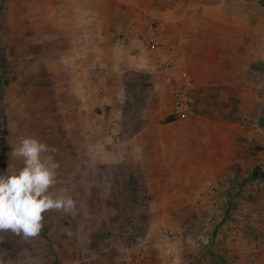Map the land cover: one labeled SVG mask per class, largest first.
Instances as JSON below:
<instances>
[{
    "label": "rangeland",
    "instance_id": "rangeland-1",
    "mask_svg": "<svg viewBox=\"0 0 264 264\" xmlns=\"http://www.w3.org/2000/svg\"><path fill=\"white\" fill-rule=\"evenodd\" d=\"M157 5L176 24L169 59L193 79L189 114L165 101L150 71L105 74L131 52L121 25L113 52L122 59L107 54L94 75H78L87 60L61 57L68 40L44 22L40 0H0V172L23 166L11 151L33 136L59 165L55 190L75 204L45 212L35 237L0 231V264H60L77 234L82 257L90 239L93 252L142 243L138 264H264V0H126L110 21L119 10L155 22ZM129 197L134 214L121 204Z\"/></svg>",
    "mask_w": 264,
    "mask_h": 264
},
{
    "label": "crops",
    "instance_id": "crops-1",
    "mask_svg": "<svg viewBox=\"0 0 264 264\" xmlns=\"http://www.w3.org/2000/svg\"><path fill=\"white\" fill-rule=\"evenodd\" d=\"M126 0H40V11L44 13V22H56L55 24V30L63 34L65 36L62 37V43L67 39L68 40V46L66 51L62 53L61 57H70L75 58L77 62H80L83 59H86L87 61L85 64L80 66L77 65V73L78 75H87L88 77H91L94 75L93 69L95 68V59H102L103 62L107 60V54H114L111 59H122L120 56L119 58L116 56V54L113 52L117 49L116 45V31L119 29H123V35L125 38H127V46L124 49L131 48V52H127L125 50L124 58L126 60H122L123 64L121 62L114 61L109 67L105 68V74L108 76H111L112 74H116L118 70L120 72H125L124 74V80H131L133 76H139L142 73V71H150L153 73L157 80L159 81L156 86L167 95L166 102L174 101L173 96L170 92V90L167 87L166 82L164 81L163 77L155 70V67L149 62H146L144 58V45L142 41L140 40V34L142 31V22H147L145 19L141 21L139 19V16H134L127 18L126 16L124 18H120L123 16L122 13H120L119 10L115 12L113 16H115V20L110 21L111 13H114V8H121L120 3H125ZM61 4L60 6H58ZM167 4V3H166ZM165 5V4H164ZM58 7H60L62 10H58ZM161 9V10H160ZM53 10H54V16H53ZM160 10V11H159ZM169 7H161L159 5L156 6V8L153 9V12L157 14V20L155 22H158L162 34L169 40V50L171 45L174 41H176V31L175 23H173L174 19L172 16L169 15ZM162 19V20H161ZM111 22H116L114 26ZM154 22V20H153ZM81 27H86L84 30H80ZM85 38L74 36L73 34H80L85 32ZM114 29V30H111ZM181 33V32H180ZM61 34V35H62ZM75 34V35H76ZM70 37V38H69ZM178 39V38H177ZM86 42L87 45H89V52H79L78 50H73V46L76 47V44L78 43H84ZM63 48H66L65 46ZM171 52V51H170ZM73 54V55H72ZM169 55V53L167 54ZM170 57V56H169ZM119 66V67H117ZM120 66L122 68H120ZM119 68V69H118ZM128 70V71H127ZM143 81V80H141ZM140 81V82H141ZM139 82V83H140ZM158 90V89H157ZM159 97V95L156 96V99ZM139 136H136L134 138H137ZM137 148H133V151H136ZM120 152H118L119 154ZM126 153V152H125ZM127 154V153H126ZM130 155L135 156V152H131ZM124 159V158H123ZM123 159L121 161H123ZM135 159V158H134ZM133 165L135 170H137V164L135 160ZM119 161V162H121ZM124 161L129 162L124 159ZM111 165L109 164L108 167ZM122 164H118L115 167L108 168V170H113L114 174L117 171H124L125 169L122 168ZM132 180L137 179V173L131 171ZM108 185L114 184L116 181V178H111L109 176ZM121 181V180H119ZM122 181H125L124 179ZM125 183V182H123ZM116 184V183H115ZM107 185V186H108ZM136 185V184H135ZM126 186V185H125ZM138 186V185H137ZM129 197L126 200H123L121 204L125 203V208L129 210L130 213L134 214V208L136 205V198ZM128 206V207H126ZM138 211V210H137ZM137 213V212H136ZM85 215V214H82ZM59 218H62L59 213L49 214L46 216V219L50 220H57ZM85 218H89L88 216ZM96 224V223H95ZM91 224L87 227L88 230L85 231V233L82 234L83 239L87 240L85 236H88L90 234V229L95 227L96 225ZM49 226H55L54 222L49 221ZM79 234H77L76 241H71L70 249L71 254L70 258H66L61 256L60 257V264H133L132 258L138 257L137 264L139 263L140 259L143 256V249L142 243H130V244H124L122 245L118 251H111V249H108V247H100L97 251L93 252V246L91 244V240L88 239L84 242L83 245L86 246L87 250H89L86 253L85 257L80 256L78 250L80 249L79 246H77V243L79 242ZM82 239V238H81ZM68 240V239H67ZM66 240V241H67ZM141 251V253H139ZM145 249V253H146ZM9 258V255H8ZM8 264H19L15 260L11 261L8 260Z\"/></svg>",
    "mask_w": 264,
    "mask_h": 264
},
{
    "label": "clouds",
    "instance_id": "clouds-1",
    "mask_svg": "<svg viewBox=\"0 0 264 264\" xmlns=\"http://www.w3.org/2000/svg\"><path fill=\"white\" fill-rule=\"evenodd\" d=\"M49 151L48 145L30 135L21 137L12 149L13 156L23 159V166L0 172V231L35 237L42 229L45 212L74 209L67 190H55L59 165L51 155H45Z\"/></svg>",
    "mask_w": 264,
    "mask_h": 264
},
{
    "label": "built area",
    "instance_id": "built-area-1",
    "mask_svg": "<svg viewBox=\"0 0 264 264\" xmlns=\"http://www.w3.org/2000/svg\"><path fill=\"white\" fill-rule=\"evenodd\" d=\"M140 40L144 45V58L163 77L174 101L176 113L189 114L193 104V79L185 70H177L169 59V40L162 34L159 24L143 22ZM141 253V251L139 252ZM138 257L132 258L137 264Z\"/></svg>",
    "mask_w": 264,
    "mask_h": 264
},
{
    "label": "trees",
    "instance_id": "trees-1",
    "mask_svg": "<svg viewBox=\"0 0 264 264\" xmlns=\"http://www.w3.org/2000/svg\"><path fill=\"white\" fill-rule=\"evenodd\" d=\"M139 84H141V85H145V82H144V81H141ZM253 176H254V177H257V175H256L255 173L253 174Z\"/></svg>",
    "mask_w": 264,
    "mask_h": 264
}]
</instances>
